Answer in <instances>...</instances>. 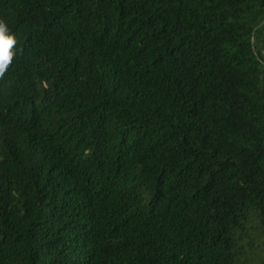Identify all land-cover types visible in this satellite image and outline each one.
I'll list each match as a JSON object with an SVG mask.
<instances>
[{
  "label": "trees",
  "instance_id": "trees-1",
  "mask_svg": "<svg viewBox=\"0 0 264 264\" xmlns=\"http://www.w3.org/2000/svg\"><path fill=\"white\" fill-rule=\"evenodd\" d=\"M0 21V264H264V0Z\"/></svg>",
  "mask_w": 264,
  "mask_h": 264
},
{
  "label": "clouds",
  "instance_id": "clouds-1",
  "mask_svg": "<svg viewBox=\"0 0 264 264\" xmlns=\"http://www.w3.org/2000/svg\"><path fill=\"white\" fill-rule=\"evenodd\" d=\"M15 43V37L10 33L8 26L0 21V74L7 69L11 62L14 52L10 49Z\"/></svg>",
  "mask_w": 264,
  "mask_h": 264
}]
</instances>
